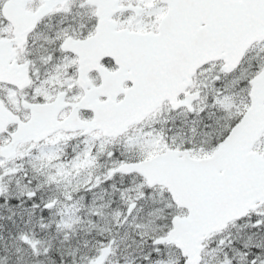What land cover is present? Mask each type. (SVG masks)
Wrapping results in <instances>:
<instances>
[{"label": "snow or ice", "instance_id": "6c2138e0", "mask_svg": "<svg viewBox=\"0 0 264 264\" xmlns=\"http://www.w3.org/2000/svg\"><path fill=\"white\" fill-rule=\"evenodd\" d=\"M0 264H264V0H0Z\"/></svg>", "mask_w": 264, "mask_h": 264}]
</instances>
